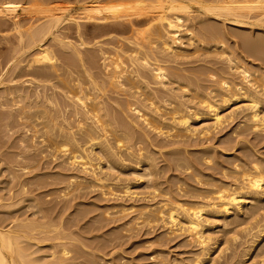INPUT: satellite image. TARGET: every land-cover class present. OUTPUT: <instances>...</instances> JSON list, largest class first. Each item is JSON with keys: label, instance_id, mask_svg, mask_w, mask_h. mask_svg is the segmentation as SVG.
<instances>
[{"label": "bare ground", "instance_id": "bare-ground-1", "mask_svg": "<svg viewBox=\"0 0 264 264\" xmlns=\"http://www.w3.org/2000/svg\"><path fill=\"white\" fill-rule=\"evenodd\" d=\"M43 1L51 0H0V29L6 18L12 23L6 24L10 30L6 33L12 35L2 34L6 51L0 52V126L3 136L8 131L19 133L8 132L15 140L18 137L12 142L15 150L0 158V164H6L1 173L10 170L11 178L16 177L15 185L11 182L14 186L6 181L7 194H0V264H87L67 260L73 250L70 240L76 239L67 232L64 210L60 213L57 205L50 204L52 211L58 207L57 213L46 217L44 211L51 210L50 191L41 196L49 201L46 210H38L44 214L35 210L42 215L36 217L39 222L28 219V214L21 218L11 213L10 208L35 200L31 193L37 186L32 180L42 173L21 177L29 169L33 172L32 165L51 168L52 159L59 161L57 171L65 169L55 171L62 176L56 178L59 184H65L57 185L64 199L73 188L97 190L98 200L108 199L105 206L113 209H107L109 218L122 220L118 226L139 231L159 225L164 228L161 233L185 234L191 246H199L189 258L191 263L211 256L223 241L234 246L233 240L236 248L221 254L219 264H264V159L227 153L238 137L220 140L221 149L202 142L235 120L238 135L242 130H264V74L254 66L257 58L250 63V57L249 62L239 55L242 47L251 57L260 55L264 60V36L260 35L264 0H79L78 16L67 14V9L46 7ZM37 12L42 16L33 18ZM21 13L31 15L26 25ZM196 145L199 148L191 149ZM223 155L227 158L222 161ZM36 161L37 165L32 164ZM169 170H175L174 174L161 177ZM132 180H144L147 187L141 186L150 193L149 197L143 194L147 199L131 200L136 194ZM74 182L79 186L71 188ZM118 183L120 192L112 186ZM103 212L99 213L103 216ZM218 226L224 240L216 236ZM45 242L51 245L47 255L34 246ZM252 250H257L255 255ZM158 252V264L186 263ZM214 259L209 257L212 264Z\"/></svg>", "mask_w": 264, "mask_h": 264}, {"label": "rangeland", "instance_id": "rangeland-1", "mask_svg": "<svg viewBox=\"0 0 264 264\" xmlns=\"http://www.w3.org/2000/svg\"><path fill=\"white\" fill-rule=\"evenodd\" d=\"M72 1V2H71ZM28 3H29V1H27ZM49 2V3H48ZM56 2V3H55ZM28 3H26L25 1H24V4L26 5V4H28ZM61 3H64V4H61ZM43 4L46 6V7H52V8H63V9H65L64 11H66V9H67V14H73L74 13V15H76V16H78V14H79V12L81 11V4H82V2L80 1V3H79V0H51V1H47V3H46V1H43ZM57 4V5H56ZM40 5H42L41 3H40ZM39 5V6H40ZM44 5H42L43 6V8H45V6ZM80 5V6H79ZM36 7V6H35ZM37 7H38V5H37ZM62 9V10H63ZM70 9V10H69ZM80 9V10H79ZM79 11V12H78ZM78 12V13H77ZM37 14H38V16H42V13H34V17L33 18H37L38 16H37ZM41 14V15H40ZM43 14H45V13H43ZM24 17H23V16ZM30 16V18H31V15L30 14H25V13H21V16H20V18H21V21L26 25L27 23H28V20L30 19H28V16ZM8 18H6V21H10V20H7ZM26 20V22H24L25 20ZM28 19V20H27ZM6 21H5V23H6ZM6 23V24H9V23ZM37 22H39V21H37ZM10 23H11V21H10ZM6 24L3 26L4 28H2V29H5L6 28ZM11 25H12V23H11ZM65 25H67V24H64V26ZM9 27H10V24H9ZM2 29H0V31L2 32H0V52H4V51H6L5 50V47H6V45L4 46V42H5V44H6V39H4L2 36L3 35H9V33H10V36L12 35L11 34V32H8V33H6V30L8 31L9 29H8V27L4 30L5 31V33H3V30ZM10 31V30H9ZM12 31V30H11ZM14 31H12V33H13ZM257 32V31H256ZM3 34V35H2ZM257 34V33H256ZM264 34V30H263V33L262 32H260V35H261V37L262 36H264L263 35ZM3 38V39H2ZM3 42V43H2ZM2 49H3V51H2ZM242 50V47L239 49V51L241 52V54L239 53V55H240V58H242V55L246 58V60L247 61H249V59H250V63H253V61L256 59L257 60V62H254V66H255V68H257V69H260V71L258 72L259 74L260 73H262V74H264V60L262 59V58H260V55L257 57V56H253V57H251L250 56V52L249 51H247V50H245L244 51V48H243V50ZM243 51H244V53H243ZM247 51V52H246ZM248 54V55H247ZM0 56H1V53H0ZM243 57V58H244ZM250 57V58H249ZM242 58V59H243ZM244 58V59H245ZM255 58V59H254ZM1 59V58H0ZM2 60V59H1ZM1 60H0V70H1ZM255 60V61H256ZM260 61V62H259ZM256 63V64H255ZM258 63V64H257ZM225 64V63H224ZM224 64H223V66H224ZM262 64V65H261ZM226 65V64H225ZM257 65V66H256ZM253 66V67H254ZM262 69H263V71H262ZM238 75V74H237ZM236 75V78L238 77ZM237 80H240V77L239 78H237ZM0 121H1V118H0ZM237 120H235V121H233V122H231L230 124H228V127L227 126H224V127H222L221 129L222 130H224V132L223 131H221V129H217L212 135L213 136H211L209 139H204V138H202V142L204 143V145H213L214 147L216 146L218 149L220 148H222V144L221 143H219L220 142V140H222L223 138H231L232 140H234V138H236V137H238V138H236L235 139V141L236 142H232V144H233V146L231 145V147H232V149L231 150H227L226 152L227 153H233V154H237V155H239V156H241L242 155V157H244V154L245 155H254V156H258V157H260L261 159H264V130H262V131H259V130H257V129H255V130H252V131H250V130H245V128L243 127L242 128V126L240 127L241 128V130L242 129H244L245 131H244V133H242V131H240L241 133L238 135L237 134V130H235V122H236ZM1 123V122H0ZM199 124V123H198ZM201 124V123H200ZM197 126H199V125H197ZM227 127V128H226ZM3 128V127H2ZM2 128H1V126H0V134L2 135H0V137H2V138H0V143H3V142H1V139H3V140H6L7 141V139H8V141L5 143L4 142V144L5 145H10L9 143H11V145L10 146H5L4 144H0V158L3 156V155H10V154H6V153H12V152H10V150L11 151H14L15 150V148H11L14 144H15V142L14 143H12L13 141H16V140H18V137H17V139L15 140V138L14 137H11V136H18V130H17V133L15 132V131H13V132H11V131H8L7 129H6V131H8V132H10V133H12V134H10V133H8V132H6L7 134H8V137L6 136L7 134L6 133H4V134H6V135H4L3 136V132H5V131H1L2 130ZM225 128H226V130H225ZM230 128V129H229ZM234 128V129H233ZM240 128H238V131H239V129ZM5 129V128H4ZM237 129V128H236ZM235 131V132H234ZM249 131V132H248ZM14 132L16 133V134H14ZM251 132V133H250ZM262 132V133H261ZM227 133H229V134H227ZM232 133V134H231ZM235 133H236V135H235ZM10 134V135H9ZM215 134H216V136H215ZM245 134V135H244ZM260 136H259V135ZM258 135V136H257ZM6 136V138H4ZM10 136V137H9ZM223 136H225V137H223ZM228 136V137H227ZM257 136V137H256ZM253 138V139H252ZM12 139H14V140H12ZM197 139H198V137H197ZM196 139V140H197ZM9 140L11 141V142H9ZM194 140H195V138H194ZM199 141H201V139L199 138L198 139ZM204 140V141H203ZM205 140H206V144H205ZM213 140V141H212ZM244 141V142H242V141ZM263 140V141H262ZM198 141V142H199ZM212 141V142H211ZM262 141V142H261ZM9 142V143H8ZM202 142H200V143H202ZM240 142V143H239ZM255 142V143H254ZM203 143H202V145H203ZM216 143H218L217 145H216ZM221 144V145H220ZM243 144H245V145H243ZM256 144V145H255ZM240 145V146H239ZM247 145V146H246ZM1 146H3V147H1ZM7 147V148H5V147ZM198 145H196V147L195 146H192L191 147V149H195V148H199V147H197ZM220 146V147H219ZM242 146V147H241ZM245 146V147H244ZM11 148V149H9V148ZM237 147V148H236ZM3 149V150H2ZM5 149V150H4ZM8 149V150H7ZM12 149H14V150H12ZM170 149V148H169ZM242 149V150H241ZM8 152H7V151ZM164 150H166V149H164ZM238 150V151H237ZM250 150V151H249ZM253 150V151H252ZM2 151H5L4 153H2ZM220 151V150H219ZM240 151V152H239ZM251 151H252V153H251ZM258 153H257V152ZM225 152V153H226ZM256 152V153H255ZM247 153V154H246ZM261 156H260V155ZM230 155V154H229ZM224 156V155H223ZM221 156V159H222V161L225 159V157L227 158V156ZM231 156V155H230ZM168 157V156H167ZM246 158H248L247 156H245ZM162 158L160 157V159H159V161H162V163L164 162L163 160H161ZM45 160V159H44ZM48 160H50V159H48ZM53 161H55V160H57V159H52ZM51 160V161H52ZM43 160H41V162L40 163H43L42 162ZM52 161V163H53V165H52V163H50L51 165H50V167L51 168H49V166H48V168L50 169V170H48V168H41V169H39V167L38 166H40L41 164H39L38 166H36L37 168H38V170H37V168L35 169V165L33 166L32 165V167H34L33 169L31 168V170L34 172H32V173H30L31 171H30V169L29 170H27V172L29 171V173L28 174H25L24 176H22L21 177V179L23 180L24 178H28V176L30 175H35V174H37V173H42L41 174V176H38L36 179H37V181H36V179H34V180H32L33 182H36V186H37V191L35 190V187H34V184H32L31 185V187L33 186L34 187V190H35V192L34 191H32V195H34V198H35V200H26V201H24V203L22 202V203H20V205L18 204L17 206H14V208H15V210L13 209V207L12 208H10V209H12L11 210V213H12V215L13 214H15V216H17V214H18V217H20L21 216V218H26L28 215V219H32L33 218V220H37V216H38V218H42V215L41 214H44V213H46V215H48V216H46V217H50V216H52V215H54L55 214V212H56V210L58 211V212H60V211H62V213H63V210H64V213L65 214H62V217L65 219L66 218V225L68 226H66L67 227V229L69 228V230H67V232H72L73 233V237H74V239H76V240H74V241H72V240H70V242H71V245H73L72 247H70V250H71V248H73V250H71V252L68 254V255H66L67 256V260L69 261H74V262H83V263H85V261H87L86 263L87 264H89V263H91V264H95V262H93L94 260H96V261H98L96 264H104V262H105V264H155L156 263V261H157V264H158V262H159V260L160 259H158L159 257H161V256H156L157 255V252L159 251V252H161V253H159V254H165V256H168V257H171V258H174V257H176V258H181V259H184V261H180V262H183V263H185V264H195V263H191V262H189L191 259H189V258H192L193 259V255H194V253L196 252V247H197V249L199 250V246H197V244H192V246L190 245L191 243V241H186L187 239H186V235L184 234H182L181 236H179L178 234H175V236L173 235L174 233H166L167 235L168 234H170V235H166V234H164V233H161V232H163L164 231V228H163V226H161V227H159V225H158V227L156 226V227H154V230H153V228H151L152 229V231H151V229H149L150 230V232H149V230L147 229V227H141V228H139L140 230L138 231V230H136V228H132L131 226L130 227H128V226H126V228H124L122 225H121V227L120 226H118V225H120V223L122 222V220L120 221V220H117V218L115 219L114 218V216L113 215H111L110 217H112L113 216V218H109V211L110 212H112L113 211V209H109V208H107L106 206H105V204L108 202V199H104V201H99L98 199H99V197L101 198V196H99L98 195V191L97 190H92V191H89L90 189H86L85 190V188H83L82 186V189L81 188H75V190H74V188H73V186L75 187L76 185L77 186H79V184H78V182L77 183H73L72 184V186L70 185V187L71 188H73L72 190L74 191H72L71 190V188L69 189V191H72V192H69L70 193V195L69 194H67V196L65 195V197L67 198V200L70 198H74V195L77 193V195L78 196H76L77 198H75V199H72V200H66V198L64 199V196H62L63 194H61V195H59L58 194V191H60V188L61 187H64V185L65 184H62V183H60L59 184V179H57L56 180V178L58 177H62L60 174H58V173H56L57 175H55V171L56 172H58V171H61V169L60 170H58L57 171V169H59V168H57V165H56V163L57 162H59V161H55V162H53ZM225 162H227V161H225ZM1 163V162H0ZM39 162L38 161H36V162H33L32 164H38ZM160 163V162H159ZM161 163V164H162ZM58 164V163H57ZM1 165V164H0ZM56 165V166H55ZM52 166H54V167H56V168H54V167H52ZM2 167H6V164L4 165V164H2L1 166H0V168H2ZM54 170H53V169ZM46 169V170H45ZM39 170H41V171H39ZM45 170V171H44ZM62 170L63 171H61V172H65V169L64 168H62ZM50 171H51V173H50ZM173 171V172H172ZM171 172H170V170L168 171V173H167V171L164 173V175L163 176H161V177H164V176H167L168 174L169 175H172V174H174V172H175V170H172ZM5 172H8L7 174L6 173H4V172H2V173H4L3 175H1L0 176V182H1V184H0V187L2 186V189H0L1 191H0V194H1V192H2V194L4 193V192H6V194H7V192H8V190H7V186H11V184L13 183H15V181H16V177H15V179L14 178H11V176H10V174H9V172H10V170L9 171H5ZM19 173H20V171H18ZM45 172H48L46 175H44L43 173H45ZM67 172H69V171H67ZM66 172V173H67ZM178 173H182V172H180V171H177ZM0 173H1V169H0ZM1 173V174H2ZM22 173H24V172H22ZM48 174H50V178H48ZM129 174H131V173H129ZM8 175L10 176V177H8ZM27 175V176H26ZM32 175V176H33ZM45 176V177H47L49 180H46L47 178H45L44 177V180H43V176ZM182 175V174H181ZM3 176V177H2ZM5 176H7L8 177V179H10V180H8V179H5L6 177ZM29 176V177H30ZM124 175H122V179H125V177H123ZM125 176H128V174L127 175H125ZM133 175H131V178H134V177H132ZM2 177V178H1ZM5 177V178H4ZM110 177H112V175L110 176ZM128 177H130V176H128ZM130 178V179H131ZM5 181H3V180ZM14 180V182L13 181H11V180ZM38 179H40L41 180V182L43 181V183L44 184H42V185H44L43 186V188L42 189H39L38 190V188H41V184H38L39 185V187H38V185H37V182L38 183H40V180H38ZM50 179L52 180V181H50ZM25 180V179H24ZM46 180V181H45ZM6 181H10V182H8L9 184L7 185L6 183ZM18 181V180H17ZM114 182V183H116L114 180L112 181V180H109V182ZM134 180H132V182H133ZM12 182V183H11ZM50 182V183H49ZM52 182V183H51ZM119 182V181H118ZM121 182H123V180H120V183ZM143 182H144V180L143 181H141V183L140 182H133L132 184H131V190L132 191H135L134 193H136V194H134V197H133V199L131 198V200L132 201H137L138 200V198H140V196H144V195H146L147 194V196L150 194L149 193V191H146V190H144L143 189V187L144 188H146L147 186L146 185H144L143 184ZM11 183V184H10ZM47 183H49L50 184V186L51 185H53L52 186V188L54 187V189L55 190H53L50 186H49V184H47ZM120 183H118L119 184V186H118V184H115V185H112L114 188H115V190H116V188H119L120 190H122V188H120L121 187V185H123L122 183H121V185H120ZM138 183H140V184H138ZM3 184V185H2ZM7 185V186H4V185ZM12 184V185H13ZM138 184V185H137ZM15 185V184H14ZM13 185V186H14ZM41 185V186H40ZM60 187V188H58V186ZM141 185H144L143 187L141 186ZM48 186V187H47ZM76 186V187H77ZM116 186H118V187H116ZM137 186V187H136ZM139 186H141V188H138ZM6 187V188H5ZM32 187V188H33ZM45 187V188H44ZM7 190H5V189ZM47 188V189H46ZM56 188H58V189H56ZM82 190V191H80V190ZM119 189H117V190H119ZM86 192H85V191ZM116 190V191H117ZM120 190L119 191H117V192H120ZM147 190H150L151 191V188L150 187H148L147 188ZM4 191V192H3ZM40 191H41V193H40ZM49 191H50V194L48 195V193H49ZM54 191H56V193L54 192ZM80 191V192H79ZM136 191H139V192H136ZM140 191L142 192V193H140ZM144 191H146V192H144ZM34 192V193H33ZM53 192V193H52ZM81 192H83V194L85 195V196H83L82 195V193ZM89 192V193H88ZM37 193H38V195H37ZM39 193H40V196H39ZM51 193H52V195H51ZM60 193H62L61 191H60ZM79 193H80V195H79ZM86 193V194H85ZM138 193H140V195L138 194ZM144 193H146V194H144ZM44 194V195H43ZM48 195L49 197H50V199L52 200V198L54 199V202H53V200H52V203H51V200H50V203H49V201H47L49 204H47V202H45L46 200H47V198L45 199V198H41V196L43 195V197H45V195ZM59 196H58V195ZM137 194H138V196H137ZM144 194V195H143ZM35 195H36V197H35ZM46 195V196H47ZM51 195V196H50ZM57 195V196H56ZM73 195V196H72ZM89 195V196H88ZM97 195V196H96ZM79 196L81 197L80 199H79ZM96 196V197H95ZM99 196V197H98ZM137 196V197H136ZM147 196H144V198H142V199H147ZM38 197H40V198H38ZM56 197H59V198H57L56 199ZM83 197V198H82ZM120 197V196H119ZM124 197V196H123ZM123 197H121V198H119L120 200L123 198ZM136 197V198H135ZM149 197V196H148ZM61 198V199H60ZM127 199H130V198H128V197H126ZM41 199H45V200H43L44 202H42V200ZM58 199H60L61 201L60 202H57V200ZM63 199H64V201H63ZM77 199V200H76ZM102 199H103V197H102ZM141 199V198H140ZM38 200V201H37ZM75 200V201H74ZM82 200V201H81ZM122 200H124V201H126V199H125V197L122 199ZM35 201H36V203H35ZM41 201V202H40ZM56 201V202H55ZM59 201V200H58ZM98 201V202H97ZM107 201V202H106ZM110 201V200H109ZM128 202H129V200H127ZM26 202H28L27 204H26ZM33 202V203H32ZM37 202H38V204H37ZM68 207H70V208H67L66 206H63V203ZM68 202H70V204H68ZM102 202V203H101ZM110 202H115V200H111ZM29 203H32V204H29ZM45 203L48 205V207H50L51 208V210H49L48 212H50V211H52V208L53 207H55L56 205L59 207H56V208H58V209H56V208H54V209H56V210H54L53 209V211H55V212H53L52 211V214H51V212H50V214L47 212V208H46V206L47 205H45ZM55 204L54 206L52 205V204ZM57 203V204H56ZM58 203H62L61 205H59ZM104 203V204H103ZM21 204H22V206H21ZM42 204V205H41ZM50 204L53 206V207H51L50 206ZM68 204V205H67ZM81 204L83 205V206H81ZM96 204H97V206H99V207H97L96 206ZM100 204V205H99ZM23 205H26V207H24ZM27 205H28V207H27ZM40 206V207H37V206ZM101 205H104L105 207H102V208H105L106 210H101L100 211V207H101ZM19 206V207H18ZM34 206V208H35V206H36V208L34 209V208H32ZM42 206V207H41ZM91 206V207H90ZM16 207H17V210H16ZM66 207V208H65ZM97 207V208H96ZM21 208H23L22 210H24V208L25 209H27V210H25L27 213H25L24 211V213H25V215H24V213L22 212V210H21ZM39 208V209H38ZM44 208H45V210H46V212L44 211V213H41L40 211L38 212V210H44ZM64 208V209H63ZM61 209V210H60ZM65 209H66V211H65ZM109 211H108V210ZM35 210H36V212H38V213H41L40 215H38V214H36V212H35ZM60 210V211H59ZM79 210H81V211H79ZM15 211H17V212H15ZM70 211V212H69ZM89 211V212H88ZM92 211V212H91ZM102 211H105V212H103L104 214H103V216L104 217H108V219L107 218H104L101 214H102ZM22 212V213H21ZM74 212V213H73ZM76 212V213H75ZM101 214H100V213ZM23 214V215H21V214ZM34 213V214H33ZM57 213V212H56ZM61 213V212H60ZM98 213L102 216V218L103 219H107L109 222H110V219H112V223L110 222H108V221H106V220H103L99 215H98ZM105 213H107L108 214V216H107V214H106V216H105ZM0 214H1V212H0ZM28 214V215H27ZM27 215V216H26ZM67 215V216H66ZM98 215V216H97ZM23 216V217H22ZM26 216V217H25ZM55 216V215H54ZM97 216V217H96ZM46 217L45 218H43V219H45L46 220ZM35 218V219H34ZM98 218H100V219H102V221L100 222V221H98ZM30 219V220H31ZM42 219V221H44ZM115 219V220H114ZM38 222H39V219L37 220ZM41 221V220H40ZM218 221V220H217ZM216 220H215V222H216V224H220L219 222L220 221H218L217 222ZM107 222H108V224H107ZM120 222V223H119ZM115 223V224H114ZM118 223V224H117ZM222 223V222H221ZM117 224V225H116ZM122 224V223H121ZM131 225V224H130ZM121 229H120V228ZM220 226H218L217 227V230H219L220 231V229L222 228V227H220ZM100 228V229H99ZM117 228V229H116ZM160 228H163V229H160ZM119 229V230H118ZM131 229L132 230H134V231H131ZM138 229V228H137ZM75 230V231H74ZM216 229H215V231H217ZM74 231V232H73ZM111 231V232H110ZM146 231V232H145ZM105 232V233H104ZM137 232V233H136ZM243 232V231H242ZM241 232V233H242ZM111 233V234H110ZM132 235H131V234ZM219 233H221V235L219 234ZM97 234V235H96ZM99 234V235H98ZM108 234V235H107ZM165 236H167V237H164V235ZM217 234L218 235H216L217 236V238H218V240L220 241V240H222V238H223V240H224V238L226 237V236H224V234H223V232L222 231H220V232H217ZM105 235V236H104ZM110 235V236H109ZM130 235V236H129ZM178 235V236H177ZM230 235V234H229ZM229 235H227V236H229ZM231 236V235H230ZM76 237V238H75ZM96 237V238H95ZM88 238H89V240H88ZM92 238V239H91ZM97 238H99L98 240H97ZM78 239V240H77ZM116 239V240H115ZM77 241H78V243H77ZM80 241V242H79ZM100 241V242H99ZM110 241H112V242H110ZM73 242V243H72ZM82 242V243H81ZM189 244H188V243ZM228 242H230V241H228ZM233 242V243H232ZM258 242V241H257ZM256 242V243H257ZM48 243H50V242H45V243H43L42 245H34L35 247H37L38 248V246H40V251L42 252V254L43 255H47V253H45V252H48V251H50V247H51V245H49ZM116 243V244H115ZM193 243V242H192ZM231 243L232 244H234V246H232V245H230V243H227L228 245H230V247L223 241V243L221 244V246L220 247H222V249L219 247V250L221 249L222 251L221 252H219V250L218 249H216V250H214L215 248H213L212 249V254H211V256L209 255V256H205V257H203V260L201 261V262H199V263H196V264H210L211 262H212V260H210L209 261V257L211 258L212 256L215 258L214 259V261H215V264H219L220 262H221V260H222V256H224V254H225V256L227 255V253H229V251H231L232 250V248L233 247H235V245H236V243L232 240L231 241ZM47 244V245H46ZM115 244V245H114ZM118 244V245H117ZM120 244V245H119ZM70 245V246H71ZM76 245V246H75ZM106 247H105V246ZM227 245V247H228V249L229 250H227L226 248L227 247H223V246H226ZM30 248H32L33 247V249H37V248H34V246L33 245H31L30 244ZM43 246V247H42ZM101 246H103V247H101ZM119 246V247H118ZM195 246V247H194ZM79 247V248H78ZM100 248V249H98V248ZM115 247V248H114ZM29 248V251L30 250H32V249H30ZM231 248V249H230ZM236 248V247H235ZM243 248V246H241V248L240 249H242ZM49 249V250H48ZM226 249V252H224V250ZM43 250V251H42ZM51 250H52V248H51ZM85 250V251H84ZM88 250H90V251H88ZM161 250V251H160ZM162 250H163V252H162ZM190 250V251H189ZM195 250V251H194ZM218 250V251H217ZM254 250V249H253ZM251 251L252 253L251 254H254L255 255V253H256V251L257 250H255V252L254 251ZM39 251V249H38V255H40V256H42V254H40L41 252ZM79 251H81V252H79ZM191 251H194V252H191ZM44 252V253H43ZM77 252V253H76ZM86 252V253H85ZM156 252V253H155ZM88 253H90V254H88ZM218 253V254H217ZM224 253V254H223ZM162 254V255H163ZM221 254H223L222 256H221ZM251 254H249V261H252L251 259L252 258H250L251 257ZM37 255V256H38ZM82 255V256H81ZM192 255V256H191ZM217 256V259H216V257L215 256ZM221 256V259H220V261H219V257L218 256ZM39 256V257H40ZM69 256V257H68ZM71 256H72V259H71ZM86 256V257H85ZM49 257V256H48ZM48 257H44V259L45 260H48V259H46V258H48ZM74 257H79V258H76V260H73V258ZM83 257V258H82ZM93 257L95 258V259H93ZM69 258V259H68ZM88 258H90V259H88ZM91 258L93 259V261L91 260ZM100 258V259H99ZM207 258V259H206ZM85 259V260H84ZM89 260H91V261H89ZM105 260V261H104ZM110 260V261H109ZM223 260H224V257H223ZM219 261V262H218ZM114 262V263H113ZM188 262V263H187ZM212 264V263H211Z\"/></svg>", "mask_w": 264, "mask_h": 264}]
</instances>
